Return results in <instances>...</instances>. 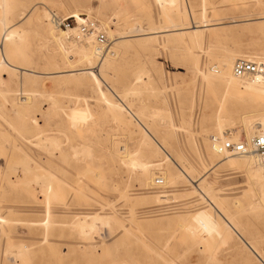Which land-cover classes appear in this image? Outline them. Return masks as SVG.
Segmentation results:
<instances>
[{"label":"rangeland","instance_id":"1","mask_svg":"<svg viewBox=\"0 0 264 264\" xmlns=\"http://www.w3.org/2000/svg\"><path fill=\"white\" fill-rule=\"evenodd\" d=\"M216 1L0 0V34L11 25L20 33L2 52L20 70L0 68V264H264V198L252 188L248 167L227 161L210 169L207 150L216 118L240 127L245 112L234 105L225 113L219 105L226 89L212 69L223 51L264 58L261 34L245 31L233 41L224 39L225 31L264 25V0L209 5ZM187 10L201 25L198 45L188 38L193 26L183 25ZM45 12L69 20L71 28V15L100 28L107 44L97 62L116 54L101 70V88L119 113L82 74H57L70 60L76 69L90 66L63 44L69 54L62 52V41L52 37L60 31ZM246 20L253 22L236 24ZM143 130L181 156L177 163L189 179L175 165L147 169L151 181L164 178L163 192L138 182L141 171L130 161L142 160L137 152L150 142ZM123 149L130 161L122 162ZM43 175L52 181L48 204L37 179ZM201 177L210 192L193 188Z\"/></svg>","mask_w":264,"mask_h":264},{"label":"bare ground","instance_id":"2","mask_svg":"<svg viewBox=\"0 0 264 264\" xmlns=\"http://www.w3.org/2000/svg\"><path fill=\"white\" fill-rule=\"evenodd\" d=\"M231 1H233V0H218L216 2L210 3L209 5L210 6H216V5L222 6V5H225ZM3 6H4L3 3H0V8ZM196 7H198V6H196ZM199 7L202 10H204L205 3L203 4V1H202L200 3ZM5 9L6 8H4V10ZM193 9H194V6L192 7V5L190 4V6H188V10L193 11ZM188 10H187V13H185L186 11L184 12L185 13L184 18H185L186 22L183 25L185 26L184 27L185 30H191V28L194 29L193 33H191L188 38H189L191 43H193L194 45L195 44L198 45L199 41L201 40V33H200L198 26H201V25L199 22L193 21V18L190 15L191 13H190V11L188 13ZM213 10H215V9L213 8ZM28 14L29 13L25 14L20 19L23 20ZM48 15H49V13H48ZM48 15H47V12H45L43 14V17L47 18ZM80 16L81 15H71L69 17V18L74 19L76 27L68 29V30L58 29L55 26L53 19L52 18L50 19V15L48 17L49 23L52 24V26H54V28H56L58 31H60V34H57V33H56L57 35L52 34L53 35L52 37L56 42H58L59 45H60V41H62V43L60 45L62 52L64 54L68 55L69 54L67 51L68 49H65L68 47V48H70L69 50H71L70 52H75V56L78 57V62H80L81 65H82V63H84V64H86V66H90L89 68L76 69L74 66H71L72 63L70 60L67 62L70 64L69 65L70 67H68V69L63 70L61 72H57V74L69 75V76H71V75L73 76L75 74H82L85 78V81H88L89 83H91L92 89L94 90V92L96 94H98V96L101 99L104 100L105 104L110 108L118 110L117 112L119 113L121 111V106L119 104H114L111 100L108 99L107 94L105 92H103V90L101 88V83H100L101 70H102L104 64L107 65L108 69L111 67V64H109V61H107V58H110V57L114 58L116 56V54H115V52L108 53L111 55H107V57L102 58L101 62L100 61L97 62L98 57H101L99 55L100 54L103 55V53L101 52L99 47H97V41H96V36H95L96 33L88 34L86 36H82L79 34V32H78L79 26L86 22V20H81ZM53 18H54V16H53ZM252 22L253 21L246 20V21L236 23V24H250ZM203 23L205 24L203 26H208L207 25L208 21H204ZM188 26H193V27L188 28ZM15 27H16V25L3 27L4 30L0 34V68H3V69L8 68L11 70H20L18 67L11 65L6 60V57L2 54L3 50L5 49V46L9 42L13 41L16 37H18L20 39V33L17 31V29ZM99 29L100 28H98L97 31ZM175 30H177V29H175ZM181 30H183V29H179L178 31H181ZM245 31L255 32L257 34H261L264 37V25H260V26H240L237 29L225 31L224 39H226V40L230 39V40L236 41L242 35V33ZM164 32L165 31H163V33ZM105 33L107 34V37H109L111 39L110 36L112 35V33L111 32H105ZM153 34H155V33L153 32ZM61 35H63L62 38H61ZM73 35L76 37V39L77 38L78 39L83 38V39L80 41L79 40L76 41L73 39V37H74ZM62 44L65 48L62 47ZM223 52H224V55L222 56V58L219 62L220 63L219 66H215L212 69V73L214 75V78L216 80H220L221 82H223L224 88L226 89L225 93L218 99L219 105L221 107L224 106L223 108L225 109V113H229V109H231L234 105L239 106L240 108H243L245 110V112L241 114L242 116L240 117V120H239L241 123L240 127H235V124L231 119H228V124H226L227 121H226L225 117L223 118V116H218L216 118V121H215L216 122V131H217L216 137H213V138H216L217 140L220 141L222 139L223 140L226 139L228 136L227 139H230L231 141H237V140L241 139L242 135H245V137L247 139L253 137L252 135H254V133H257L258 135H264V83H257V82H252V81H243V80L236 79L232 74V68H233L234 61H235L236 57H241L242 59H247V57L240 55L238 53H235L234 51H231L228 49L227 50L225 49ZM112 60L114 61L115 59H112ZM247 60L252 61L253 59H247ZM255 60L261 61L264 63L263 57L256 58ZM197 74H199V71L196 69L195 75H197ZM201 75L203 77V81L207 83V79H206L207 77L205 76V73L202 72ZM140 80H141V78L138 75L137 77H135L132 80V84L135 86L136 84H138L140 82ZM20 89H21V91L24 92L22 85H20ZM31 93H34V91H32ZM108 93H109V91H108ZM114 95H116V94H114ZM29 100H30L29 98H25L23 100V103L28 105ZM53 104H54V101H53ZM13 108L16 109L15 105ZM122 109H124V108H122ZM117 117L118 116H116V118ZM226 127L228 129H231L229 131L230 134L225 132ZM234 131H235V133H234ZM143 133L146 135V137L148 138V140L150 142L147 143V145H146L147 149L142 148V149H140L139 152H137V156L139 158L141 157L142 160H135L134 158L131 160L132 157H129L130 154L128 152H125V149H123V151H122L123 153H125V155L122 157V159H123L122 162H126V161L131 160L130 166L136 167L137 170L141 171L140 172L141 174H139L137 177L138 182L144 184V186H148V183H152V185L154 186V190H155L157 188V187L155 188V180L156 179H162L163 186L161 189H165L166 186H165L164 178L155 177L154 180L151 181L150 178H147V172H148L147 169L150 167H160V166H165V169H168V168H171V166H175V165H176L175 166L176 169L179 170L181 176H183L186 179H189V177L187 176L185 171L178 165V163L181 162V156L178 154L173 156L172 153L168 154L165 151V149L167 148V142L163 141L162 142L163 146L158 145L155 142V139L153 138V136L151 134L147 133L144 130H143ZM48 140L49 139L46 138V141H48ZM207 150L209 152L208 158L211 160L210 165H212V167L210 169L215 168L219 164L221 165V163L227 162V161L230 162L228 165L231 167H235V166L242 167L241 165L246 166V168L248 167L247 175H248L250 182L252 184V188L258 190L260 195L264 198V172L258 166L256 159L252 154H249V155L244 156V157L224 156V155L219 154L216 151L214 142L207 147ZM153 157L160 158L159 161H163V163L152 164L149 160ZM218 157H223V158H222V160H219L218 162H216ZM24 168H26V166ZM24 168H23V170H25ZM21 169H22V167H21ZM35 177H37V175ZM39 178L40 177H38L37 179L40 180L39 181L40 184L43 185V187H44V190L46 193L45 194L46 195V203L48 204L49 203V196H50V193L52 192L51 178L49 176H45V175H43L41 177L42 180ZM191 183L194 184L193 188L198 189L199 191L201 190V193L202 192H204V193L210 192V190H211V188L205 184V177H201L197 181H191ZM163 191L164 190L154 191V192H163ZM206 194H208V193H206ZM144 196H146V195H144ZM166 197H167L166 195H162L159 197L156 196L154 198V202H158V201H160L161 198H166ZM139 199L148 200V197H142ZM97 220L98 219L96 217L92 218V221H97ZM46 223H47V221H46ZM79 224H83V223H79ZM91 224H93V223H91ZM85 227L91 228L92 225H86ZM80 228L83 229L84 227H80ZM226 228H228V230H230L231 232H234L235 234H237L239 236V234L235 231L234 228L230 229L229 226L228 227L226 226ZM244 244L246 245V247H248L249 249L254 251V253H256V254L259 253L256 246H254L252 244H251L252 245L251 246L245 241H244ZM18 254H19V251H18Z\"/></svg>","mask_w":264,"mask_h":264},{"label":"built area","instance_id":"3","mask_svg":"<svg viewBox=\"0 0 264 264\" xmlns=\"http://www.w3.org/2000/svg\"><path fill=\"white\" fill-rule=\"evenodd\" d=\"M53 22L58 29H71V23L69 20L54 17ZM96 26L97 25L94 22L86 21L79 26L78 32L82 36L96 33L95 36L98 47L103 53V49L107 44V39L104 34L96 32ZM232 74L239 80L264 83V63L239 58L233 64ZM227 138L222 141L212 138V141L215 143V149L219 154L239 157L252 154L255 157L258 166L264 172V135H255L249 139L241 138L237 141H231ZM162 186V179H156L155 188L157 187L156 189L162 190Z\"/></svg>","mask_w":264,"mask_h":264}]
</instances>
